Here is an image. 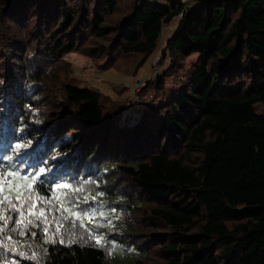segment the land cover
<instances>
[{
  "label": "trees",
  "instance_id": "trees-1",
  "mask_svg": "<svg viewBox=\"0 0 264 264\" xmlns=\"http://www.w3.org/2000/svg\"><path fill=\"white\" fill-rule=\"evenodd\" d=\"M174 18L133 122L69 76L71 52L136 74ZM261 105L264 0H0V171L30 178L0 199L24 192L48 221L25 210L37 226L8 233L17 251L0 249V264H264ZM115 244L137 254L114 261Z\"/></svg>",
  "mask_w": 264,
  "mask_h": 264
},
{
  "label": "rangeland",
  "instance_id": "rangeland-1",
  "mask_svg": "<svg viewBox=\"0 0 264 264\" xmlns=\"http://www.w3.org/2000/svg\"><path fill=\"white\" fill-rule=\"evenodd\" d=\"M177 18H174L169 24L163 27V32L161 35V41H159L157 47L155 48L152 56L149 60L142 66V68L136 74H131L128 69H123L121 71L115 70L114 68H109L107 70L98 69L93 66L90 58L81 55L79 53L71 52L64 55V59L70 63V77L76 78L79 81V85L88 86L91 88L100 89L102 92L108 94L112 99L119 102H125L126 107L123 110L122 117H128V119L133 122L139 115V112L146 103L150 100V95L145 94L143 98H138L136 95L137 88L134 87L136 84L146 82L148 78L152 76L154 71H158L160 68L165 66L169 58L162 60V54L165 51V43L167 39L174 33L176 28ZM197 53L193 52L186 57L185 69L189 67L191 63L195 62ZM61 78H65L64 74H60ZM178 83L175 78H168L164 83V88L159 91V95L153 101L158 102L165 93L171 89L174 85ZM124 86L127 90L123 93H119L116 88ZM136 88V89H135ZM154 94V93H152ZM155 96V95H154ZM143 99H147L143 101ZM258 112H264V105L260 106ZM104 216L108 217L110 222L117 223V216L106 213L102 210ZM92 216L94 215L91 212ZM86 217L89 216L86 214ZM105 225V223H102ZM120 244H115L112 251V258L114 261L121 258L120 260L126 261L136 254L132 251V248L125 250ZM132 249V250H131Z\"/></svg>",
  "mask_w": 264,
  "mask_h": 264
},
{
  "label": "snow or ice",
  "instance_id": "snow-or-ice-1",
  "mask_svg": "<svg viewBox=\"0 0 264 264\" xmlns=\"http://www.w3.org/2000/svg\"><path fill=\"white\" fill-rule=\"evenodd\" d=\"M21 147H27V144H17L16 148L20 149ZM41 172L44 170L41 169ZM11 178V179H10ZM23 180L28 181L30 178L27 176L21 177L18 173H5L3 171H0V193L4 192L3 185H7L9 191H13V180ZM32 183L28 184V191L31 192L34 187L35 178H31ZM21 187L20 184L15 185V189H19ZM70 187L67 184H58L56 185L57 189L60 188H68ZM58 198V197H57ZM5 201H8L7 205H5ZM15 201V202H14ZM13 199L8 196L4 195L2 199H0V207H7L9 212L11 213H18V217L16 219H13L12 215H4L0 214V221H2V224H0V249L7 250L8 252H16L17 249L15 247L16 242L12 239L11 235H8V233L18 234L20 236H24L26 234V230L29 228V225L35 227L37 226L35 221L27 220L25 216V210L28 212L29 215H34L36 220H42L43 223L47 224V217L45 215L44 207H40L39 212H35L34 209L37 206V201H32L30 195H26L24 192H20L17 194ZM19 202L20 207H17V203ZM39 202L43 204H49V200H45L43 197L39 198ZM26 205V208H25ZM65 211H68V209H65ZM73 215H76V213H72ZM100 215H104V213H100ZM67 219V217H65ZM10 222L12 223V227H9ZM45 235L47 236L48 228L45 227L43 229ZM59 231V228H57V232ZM32 236H35L36 233H30ZM95 242L97 245H100L104 242L103 236L97 235L94 237ZM52 241L51 236H47V241ZM63 242V241H61ZM19 255H25V253L20 252ZM33 258H35V254H33Z\"/></svg>",
  "mask_w": 264,
  "mask_h": 264
},
{
  "label": "built area",
  "instance_id": "built-area-1",
  "mask_svg": "<svg viewBox=\"0 0 264 264\" xmlns=\"http://www.w3.org/2000/svg\"><path fill=\"white\" fill-rule=\"evenodd\" d=\"M134 87H136L137 90H138V89H139V84L137 83L136 86L134 85ZM136 88H135V89H136Z\"/></svg>",
  "mask_w": 264,
  "mask_h": 264
},
{
  "label": "clouds",
  "instance_id": "clouds-1",
  "mask_svg": "<svg viewBox=\"0 0 264 264\" xmlns=\"http://www.w3.org/2000/svg\"><path fill=\"white\" fill-rule=\"evenodd\" d=\"M31 55H32V54L30 53V54H29V57H31ZM29 86H30V85H29Z\"/></svg>",
  "mask_w": 264,
  "mask_h": 264
}]
</instances>
